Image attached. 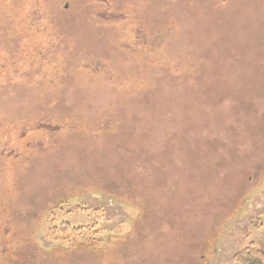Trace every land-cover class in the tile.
<instances>
[{"label":"rangeland","instance_id":"obj_1","mask_svg":"<svg viewBox=\"0 0 264 264\" xmlns=\"http://www.w3.org/2000/svg\"><path fill=\"white\" fill-rule=\"evenodd\" d=\"M1 57L0 264L264 252V0H0Z\"/></svg>","mask_w":264,"mask_h":264},{"label":"trees","instance_id":"obj_2","mask_svg":"<svg viewBox=\"0 0 264 264\" xmlns=\"http://www.w3.org/2000/svg\"><path fill=\"white\" fill-rule=\"evenodd\" d=\"M89 19L90 18H88L87 16H83L77 22V24L79 25V29H84V30H87V31H88V29H92L90 26L87 25V23L89 22L88 21ZM65 35L62 34L61 36H65ZM42 37H43V35H42ZM52 37H54V36H52ZM111 41L105 40L104 42L103 41H101V42H102V44H107V43H112ZM91 44H95V43H93L92 40H90L89 42L87 41V43L85 42V43H83V44H81L79 46H77L76 43H75V45L77 47L82 48L81 46H83V47H86L89 51H91V48H92ZM96 44H98V42H96ZM102 44H99V46L101 45V49H102ZM24 52H26V51H24ZM4 59L5 58H3V57L0 58V69L2 67L5 68V65H4L5 61L3 62ZM104 61H107V60L105 59ZM0 196H3V195L0 194ZM253 224L255 226L256 222L254 223V221H253ZM81 232L82 231H80V230H75L74 228H72L71 224H66L65 225V229L63 231H61V233H63L64 235H69V236L72 235V236H75V237L80 235ZM233 258H234V260H233L234 264H264V252L262 250H259L258 248H256L254 245H251L250 247H248L245 250L241 251L240 253L236 254Z\"/></svg>","mask_w":264,"mask_h":264}]
</instances>
